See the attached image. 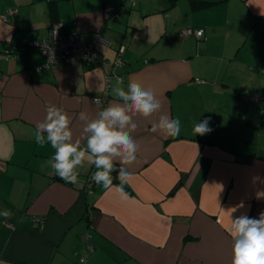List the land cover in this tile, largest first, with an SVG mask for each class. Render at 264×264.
<instances>
[{
  "label": "crops",
  "instance_id": "0c3cea01",
  "mask_svg": "<svg viewBox=\"0 0 264 264\" xmlns=\"http://www.w3.org/2000/svg\"><path fill=\"white\" fill-rule=\"evenodd\" d=\"M54 23L110 44L96 43L97 61L74 53L39 68L46 56L30 43L49 39ZM186 27L204 34L180 36ZM119 45L122 63L111 65ZM132 81L163 107L128 113L137 129L123 130L139 148L125 165L127 198L114 171L108 190L88 186L87 151L66 183L51 167L55 149L34 138L47 106L68 115L86 149V124L109 105L128 107L115 90ZM165 113L180 119L179 136L151 131ZM205 118L213 130L194 134ZM4 211L0 264H232V220L264 212V0H0Z\"/></svg>",
  "mask_w": 264,
  "mask_h": 264
},
{
  "label": "clouds",
  "instance_id": "9594fccd",
  "mask_svg": "<svg viewBox=\"0 0 264 264\" xmlns=\"http://www.w3.org/2000/svg\"><path fill=\"white\" fill-rule=\"evenodd\" d=\"M120 83L123 81L121 80ZM115 91L116 96L129 106L109 105L98 114V118L87 123L84 129L89 133L86 149L81 148L79 142L72 141L68 115L61 108L51 104L47 106L44 121L38 122L34 138L41 147L47 142L55 149L51 158V167L66 183L77 182V168L84 167L86 151L90 153L88 164L94 165L96 169L90 179L105 190L112 186L111 173L117 170L114 161L119 162L117 178L120 184L116 189L124 200L127 198V193L123 186L128 183L130 176L125 165L135 161L139 148L132 136L123 130L125 127H130L133 132L137 129V124L130 123L131 116L128 113L129 111L133 115L139 113L147 118L158 112L163 105L160 100L155 99L151 89L145 90L136 81L128 85L127 91L123 88H117ZM93 102L98 103V100L94 99ZM80 118L86 119V114L81 112ZM158 128L165 137H176L181 132V121L179 118H170L165 113L160 117L159 124H152L151 131L157 132ZM212 130L210 118L196 123L193 128L194 134L199 135L210 133ZM116 157L119 159L116 160ZM10 215L8 211L0 213V216L5 218V222ZM227 231L234 241L232 264H264V212L259 214V218L241 215L233 219ZM81 264H84L83 260Z\"/></svg>",
  "mask_w": 264,
  "mask_h": 264
},
{
  "label": "built area",
  "instance_id": "2783aa9c",
  "mask_svg": "<svg viewBox=\"0 0 264 264\" xmlns=\"http://www.w3.org/2000/svg\"><path fill=\"white\" fill-rule=\"evenodd\" d=\"M110 7L108 8V12ZM15 12V10H11ZM5 18L6 15L2 14ZM61 24L54 23L50 27V38L46 40L36 39L30 43L31 47H38L46 56V61L39 66V68H46L48 65L53 64L58 61L68 60L72 54L80 53L90 60L97 61L101 54L96 49V43L99 41L108 40L100 32H92L89 36H84L77 31L61 32ZM180 36L195 35L197 37H202L204 34V29L201 27H186L182 28L179 32ZM28 46V47H30ZM125 47L121 46L119 51H123ZM12 49H5V52L10 53ZM122 59L118 57L116 60L111 62V65L120 64ZM96 100L100 101L99 98ZM91 175L88 177V186L96 187L97 184L92 182L90 179ZM40 222H43V217L36 218ZM82 260H84L82 258Z\"/></svg>",
  "mask_w": 264,
  "mask_h": 264
},
{
  "label": "trees",
  "instance_id": "16d2710c",
  "mask_svg": "<svg viewBox=\"0 0 264 264\" xmlns=\"http://www.w3.org/2000/svg\"><path fill=\"white\" fill-rule=\"evenodd\" d=\"M196 4H198V3H196ZM200 5V4H199ZM121 46L119 45V47H118V57H120L121 59H122V55H123V53H124V51H125V48L123 49V51H119V48H120ZM121 63H122V61H121ZM117 170L116 171H114V178H117V176H118V168H116Z\"/></svg>",
  "mask_w": 264,
  "mask_h": 264
},
{
  "label": "water",
  "instance_id": "95a60500",
  "mask_svg": "<svg viewBox=\"0 0 264 264\" xmlns=\"http://www.w3.org/2000/svg\"><path fill=\"white\" fill-rule=\"evenodd\" d=\"M109 44H110V41L108 40Z\"/></svg>",
  "mask_w": 264,
  "mask_h": 264
}]
</instances>
